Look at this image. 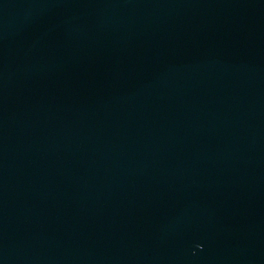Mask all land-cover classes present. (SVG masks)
Here are the masks:
<instances>
[{
	"label": "water",
	"instance_id": "water-1",
	"mask_svg": "<svg viewBox=\"0 0 264 264\" xmlns=\"http://www.w3.org/2000/svg\"><path fill=\"white\" fill-rule=\"evenodd\" d=\"M0 264H264V0H0Z\"/></svg>",
	"mask_w": 264,
	"mask_h": 264
}]
</instances>
